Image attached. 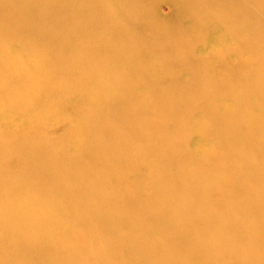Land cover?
Returning a JSON list of instances; mask_svg holds the SVG:
<instances>
[{
	"label": "bare ground",
	"instance_id": "bare-ground-1",
	"mask_svg": "<svg viewBox=\"0 0 264 264\" xmlns=\"http://www.w3.org/2000/svg\"><path fill=\"white\" fill-rule=\"evenodd\" d=\"M0 264H264V0H0Z\"/></svg>",
	"mask_w": 264,
	"mask_h": 264
},
{
	"label": "rangeland",
	"instance_id": "rangeland-1",
	"mask_svg": "<svg viewBox=\"0 0 264 264\" xmlns=\"http://www.w3.org/2000/svg\"><path fill=\"white\" fill-rule=\"evenodd\" d=\"M169 6L167 4H161L160 7H159V15L163 18L165 16H167L169 14Z\"/></svg>",
	"mask_w": 264,
	"mask_h": 264
}]
</instances>
